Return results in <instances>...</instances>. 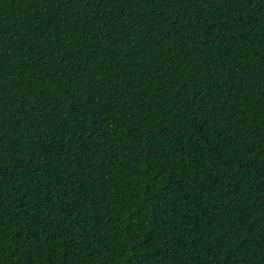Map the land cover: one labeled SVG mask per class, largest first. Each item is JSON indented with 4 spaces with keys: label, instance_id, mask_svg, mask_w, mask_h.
I'll return each mask as SVG.
<instances>
[{
    "label": "trees",
    "instance_id": "16d2710c",
    "mask_svg": "<svg viewBox=\"0 0 264 264\" xmlns=\"http://www.w3.org/2000/svg\"><path fill=\"white\" fill-rule=\"evenodd\" d=\"M0 264H264V0H0Z\"/></svg>",
    "mask_w": 264,
    "mask_h": 264
}]
</instances>
